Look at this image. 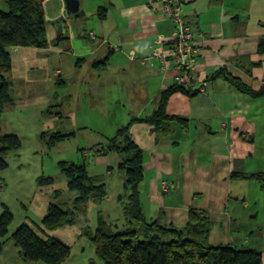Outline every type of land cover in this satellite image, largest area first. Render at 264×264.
<instances>
[{
    "label": "crops",
    "instance_id": "0c3cea01",
    "mask_svg": "<svg viewBox=\"0 0 264 264\" xmlns=\"http://www.w3.org/2000/svg\"><path fill=\"white\" fill-rule=\"evenodd\" d=\"M79 1L80 12L47 22L56 32L54 49L67 63L65 70H56L57 82L68 89V99L77 97L88 103L91 97L96 103H109L112 137L130 124L131 135L144 153L139 190L145 217L181 228L190 208L198 209L214 223L209 237L212 244L256 249L264 264V225L239 239L233 234L229 209L234 193L248 184L259 186L264 194L263 182L253 176L264 177V96L242 92L216 75L224 69L255 90L264 86V51L259 49L264 40V0L184 2L182 12L197 32L200 54L187 93L175 92L168 99L167 114L184 119L173 121L168 131L137 120L157 111L161 93L175 85L178 74L169 60H146L158 40L167 44L170 36L171 23L161 14L160 4L156 0ZM53 2L44 5L45 15L55 18L66 12L65 0ZM11 97L13 101L1 114L10 106L29 103L26 93ZM101 114L105 117V110ZM108 172L112 174L111 169ZM122 177L119 201L123 210ZM162 181L175 186L165 193ZM51 235L49 230L44 236ZM29 262L35 261L25 259L21 247L8 235L0 264Z\"/></svg>",
    "mask_w": 264,
    "mask_h": 264
},
{
    "label": "rangeland",
    "instance_id": "374dc122",
    "mask_svg": "<svg viewBox=\"0 0 264 264\" xmlns=\"http://www.w3.org/2000/svg\"><path fill=\"white\" fill-rule=\"evenodd\" d=\"M0 9L9 10L6 0H0ZM54 31L51 25L46 26L48 44L45 48H8L12 69L5 75L13 84L11 95L16 97L18 92L21 95L26 93L29 103L10 106L0 115L2 134H17L21 140V147L4 155L8 167L0 171V214L3 211L2 204H6L14 215L9 235L22 223H27L46 238L29 218L41 224L48 210L46 204L53 202L69 211L74 219L73 224H64L51 230V237L71 248L62 264H105L82 232L86 228L96 231L100 219L114 224L117 232L126 229V217L119 201L124 175L118 168L121 158L118 154L109 153L104 159L97 152V145L106 143L113 134L114 120L109 115L111 105L96 103L91 97L88 103L77 97L73 100L65 97L68 89L57 82L55 73L58 69L65 70L67 63L63 55L59 56L57 49H54ZM50 102L56 105L48 107ZM7 105L3 106V111ZM46 106L47 109L41 113ZM102 109L106 112L105 117L101 114ZM50 111L56 115L50 116ZM56 133L68 135L53 145L48 144ZM65 161L78 165L86 163L89 175L99 176L103 180L104 191L110 198L91 196L85 203L76 204L79 193L68 188V179L61 170V163ZM110 169L112 174L108 172ZM39 177H52L54 181L39 185ZM56 191L60 194L56 195ZM241 191L234 193H240V197L234 195L229 206L234 220L231 223L234 226L233 234L239 239L264 225V194L259 186L248 184ZM121 195L126 196V192Z\"/></svg>",
    "mask_w": 264,
    "mask_h": 264
},
{
    "label": "trees",
    "instance_id": "16d2710c",
    "mask_svg": "<svg viewBox=\"0 0 264 264\" xmlns=\"http://www.w3.org/2000/svg\"><path fill=\"white\" fill-rule=\"evenodd\" d=\"M9 10L0 9V114L5 104H11V84L6 77L12 69L9 47L45 48L46 26L44 9L39 0H6ZM104 16L103 13L100 14ZM259 49L264 51V40ZM216 75L223 76L227 81L242 92L252 96H264V86L255 90L246 86L240 80L227 74L224 69ZM187 93V88L173 85L163 91L157 111L143 119H137L153 125L157 129L170 130L173 121L184 119L169 115L166 106L169 97L175 92ZM66 135L56 133L48 144H55L65 139ZM44 138V136H43ZM0 171L8 167L4 155L13 149L21 147L17 134H2L0 126ZM102 156L109 153L118 154L121 161L118 165L124 173L126 202L124 216L126 229L117 232L114 224L100 219L98 228L83 230L94 246L97 256L105 264H263L262 253L256 249H239L231 244L214 245L210 242V233L214 226L211 219L198 209L190 208L188 221L184 227L162 225L156 221H148L143 212L139 185L144 177L143 150L135 142L130 132V124L118 129L116 135L108 139L105 145L98 147ZM86 163L75 164L62 162L61 170L68 179V188L77 191L76 204L85 203L91 196L102 198L106 196L104 182L99 176H91L87 172ZM242 176V175H238ZM261 180L264 188V177L253 175ZM52 177H39V185L53 183ZM56 195L60 192L56 191ZM122 195L121 199L124 198ZM0 214V252L4 240L9 235V229L14 215L6 204ZM70 212L51 202L41 224L33 223L42 234L64 224H73ZM11 239L18 244L27 260L44 264H62L71 252V248L55 237L43 238L32 226L22 223L11 234Z\"/></svg>",
    "mask_w": 264,
    "mask_h": 264
},
{
    "label": "built area",
    "instance_id": "2783aa9c",
    "mask_svg": "<svg viewBox=\"0 0 264 264\" xmlns=\"http://www.w3.org/2000/svg\"><path fill=\"white\" fill-rule=\"evenodd\" d=\"M39 1L42 7L48 2V0ZM156 1L160 4L163 17L171 23L170 36L167 44L164 39H159L153 53L146 60L157 58L171 61L178 71L175 84L188 87L194 78L193 71L198 63L200 49L195 42L197 32L182 12V6L186 0ZM165 45H168L167 50L164 49ZM174 186L173 182L162 181L161 190L166 193Z\"/></svg>",
    "mask_w": 264,
    "mask_h": 264
},
{
    "label": "water",
    "instance_id": "95a60500",
    "mask_svg": "<svg viewBox=\"0 0 264 264\" xmlns=\"http://www.w3.org/2000/svg\"><path fill=\"white\" fill-rule=\"evenodd\" d=\"M66 3V12L55 17V18H50L49 16L45 15V19L47 22L54 23L56 21H62L64 16L67 14H76L80 12L81 10V5L79 0H65Z\"/></svg>",
    "mask_w": 264,
    "mask_h": 264
}]
</instances>
